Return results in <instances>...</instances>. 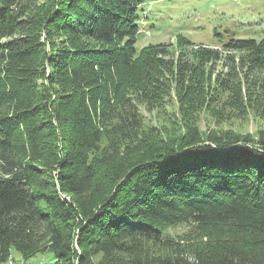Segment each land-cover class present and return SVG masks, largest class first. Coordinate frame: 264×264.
I'll return each mask as SVG.
<instances>
[{
  "label": "trees",
  "instance_id": "1",
  "mask_svg": "<svg viewBox=\"0 0 264 264\" xmlns=\"http://www.w3.org/2000/svg\"><path fill=\"white\" fill-rule=\"evenodd\" d=\"M151 1L0 0V264L13 248L23 264H264V136L193 118L223 52L240 56L218 77L227 104L244 112L252 90L264 109V38L218 33L195 63L138 50Z\"/></svg>",
  "mask_w": 264,
  "mask_h": 264
},
{
  "label": "rangeland",
  "instance_id": "2",
  "mask_svg": "<svg viewBox=\"0 0 264 264\" xmlns=\"http://www.w3.org/2000/svg\"><path fill=\"white\" fill-rule=\"evenodd\" d=\"M145 8H148V13L145 16L141 12L143 29L136 47L140 50L149 45L164 43L167 45V56H171L170 59L187 56L191 62H198L200 58L197 55L202 54L200 49L221 47L218 41L220 35L223 38L232 36L257 40L264 38V0H152ZM53 40L58 42L61 38L57 36ZM221 55L222 58L224 57L221 61L207 62L206 59L203 61L206 67L202 69L205 74L202 80L210 95L208 97L210 105L209 107L203 105L193 113L195 124L204 136L217 133L250 135L258 140L260 135L264 136V109L255 105L257 96L252 90L247 92V95L251 93L248 97H253L244 112L234 110L227 104L232 100L228 93L218 89V77L223 78L224 74L236 66L230 60L232 57L235 63H238L240 56L233 52H223ZM227 56L231 58L227 59ZM237 76L243 77L239 69ZM260 80H264V76L260 77ZM166 101L167 111L175 113L179 121H182L179 105L175 106V100L173 104L170 99ZM152 117L150 119H153L154 125L163 124L164 116L157 111ZM172 119L174 117L169 118V121L172 122ZM174 121H178L177 118ZM188 231L187 226L179 225L169 228L166 233L170 237L179 238L188 234ZM100 259L101 256H98L95 262H100ZM53 261V254L46 251L27 259L26 264H48ZM23 262L22 255L13 248L10 260L3 264H23Z\"/></svg>",
  "mask_w": 264,
  "mask_h": 264
}]
</instances>
